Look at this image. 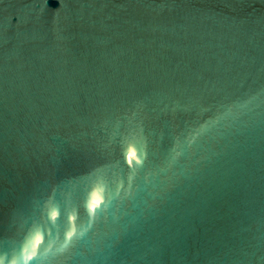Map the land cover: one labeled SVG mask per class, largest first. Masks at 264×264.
<instances>
[{
  "label": "water",
  "instance_id": "95a60500",
  "mask_svg": "<svg viewBox=\"0 0 264 264\" xmlns=\"http://www.w3.org/2000/svg\"><path fill=\"white\" fill-rule=\"evenodd\" d=\"M46 206L45 264H264V0H0L2 264Z\"/></svg>",
  "mask_w": 264,
  "mask_h": 264
},
{
  "label": "clouds",
  "instance_id": "9594fccd",
  "mask_svg": "<svg viewBox=\"0 0 264 264\" xmlns=\"http://www.w3.org/2000/svg\"><path fill=\"white\" fill-rule=\"evenodd\" d=\"M98 203L99 201H93L92 211H95V207ZM59 215L61 214H49L46 206L45 224L37 225L28 232L21 246L20 252L9 261V264H33V261H37L38 264H45V259L51 252L53 244L56 243V240L60 239L59 232L55 239L53 238L52 232V229L54 228L59 229L57 224ZM72 219L74 218L69 217V220ZM74 234L75 229L67 232L64 239L70 240ZM67 248L68 245L60 243L57 251L63 252ZM23 257H26V259H22ZM38 257L39 259H37ZM0 264H2V262H0Z\"/></svg>",
  "mask_w": 264,
  "mask_h": 264
},
{
  "label": "snow or ice",
  "instance_id": "6c2138e0",
  "mask_svg": "<svg viewBox=\"0 0 264 264\" xmlns=\"http://www.w3.org/2000/svg\"><path fill=\"white\" fill-rule=\"evenodd\" d=\"M73 239H74V235L71 237V239H70L69 241H71V240H73ZM66 244H67V242H66ZM37 259H39V257H38Z\"/></svg>",
  "mask_w": 264,
  "mask_h": 264
}]
</instances>
